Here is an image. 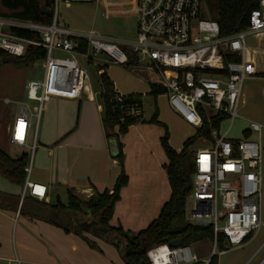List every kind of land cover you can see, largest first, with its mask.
<instances>
[{
	"label": "built area",
	"instance_id": "2783aa9c",
	"mask_svg": "<svg viewBox=\"0 0 264 264\" xmlns=\"http://www.w3.org/2000/svg\"><path fill=\"white\" fill-rule=\"evenodd\" d=\"M112 1L54 0L51 25L0 17V52L20 58L30 46L46 51L43 79L26 85L27 102L6 100V104L20 106L10 130L12 146L34 155L45 103L54 98H81L90 87L81 59L93 61L97 55L143 74L151 86L163 90L171 110L197 132L204 133L205 121L212 118L230 120L232 129L245 81L264 80L258 69L259 56H264V0L250 13L247 28L231 36H223L219 24L204 17L202 0H116L114 5L129 6L127 14L137 21L136 41L128 44L96 31L82 34L59 25L61 5L103 4L108 15ZM16 30L37 34L40 39H26ZM124 97L119 93L117 99ZM124 114L143 116V102L142 107L137 102L130 104ZM228 132L222 135L220 129H211L209 138L201 139L205 146L195 152L196 172L186 200L185 222L213 229V256L220 235L231 246H243L262 226L264 125L251 123L250 135L244 140H231ZM26 173L24 193L44 200L46 186L30 181L32 166ZM147 257L151 264L211 261H201L191 246L183 245L157 246Z\"/></svg>",
	"mask_w": 264,
	"mask_h": 264
},
{
	"label": "crops",
	"instance_id": "0c3cea01",
	"mask_svg": "<svg viewBox=\"0 0 264 264\" xmlns=\"http://www.w3.org/2000/svg\"><path fill=\"white\" fill-rule=\"evenodd\" d=\"M123 11H127L126 7ZM96 95L90 84L78 100L54 98L44 105L42 131L34 152L35 174L30 181L46 186L47 196L40 200L46 204L58 200L66 203L68 190L87 201L95 191H112L120 175L118 161L114 159L104 130L103 108ZM147 127L135 126L134 129L150 152L148 162L152 160V163L149 170L136 169L127 156L125 170L129 183L121 191L110 222L112 227L134 233L146 230L159 217L172 194L164 168L167 157L156 154L157 144L155 151H149L152 148L147 147L143 137L146 134L159 140L162 133ZM88 191L90 193H85ZM24 192L25 187L11 184L0 175V193L20 198L17 209H0V264H126L121 252L105 242L103 231L89 218L64 215L53 217L54 223H50L22 215ZM12 202L6 205H13ZM76 229H81L83 236L94 242L100 251L92 249L75 233ZM199 259L206 260L205 257Z\"/></svg>",
	"mask_w": 264,
	"mask_h": 264
},
{
	"label": "trees",
	"instance_id": "16d2710c",
	"mask_svg": "<svg viewBox=\"0 0 264 264\" xmlns=\"http://www.w3.org/2000/svg\"><path fill=\"white\" fill-rule=\"evenodd\" d=\"M216 11L210 18L216 21L223 36H231L244 31L248 26L250 13L257 9L260 0H215ZM0 17L11 18L19 21L34 22L43 25H51L54 18V0H0ZM26 39L39 40L40 36L30 32L15 31ZM83 51L86 50L84 46ZM124 50H128L123 46ZM46 58V51L41 47L30 46L23 57H13L0 52V65L13 64L19 67H26L37 62H43ZM131 64L133 62H130ZM98 71V83L100 90V103L103 108V126L107 140H116L118 154L114 159L118 161L120 175L112 189L103 193L95 191L94 195L87 201L79 198L74 191H67V202L58 200L55 203L46 204L44 201L34 199L26 193L21 204V214L33 219H40L54 223L53 217H63L71 215L75 218L91 219L105 235V242L113 245L121 252L126 264H151L147 253L152 248L169 245L176 240H182L183 246H191L201 241L213 243L214 232L212 227L192 226L185 222L186 200L193 188V176L195 169L194 147L199 140L209 138L211 129H220V123L224 119L212 118L205 121L204 133L197 132L195 136L188 138L181 152H177L170 145V134L165 124L159 121V111L155 110L150 120H145L144 115L140 117H128L124 114L125 109L132 104L138 103L142 107V95H126L121 101L117 99L118 92L115 85L107 74L108 66L96 67ZM103 71V72H102ZM102 72V73H100ZM149 93L155 99L163 94V90L151 86ZM153 124L163 127L164 136L161 139L162 149L167 157V164L164 166L171 186V199L167 202L159 217L154 220L146 230L134 233L126 231L122 227H112L110 225L114 216L115 206L119 202L121 191L129 183V177L125 172V156L121 136L128 133L132 126L137 124ZM118 129V132H116ZM250 134L246 133L248 137ZM16 157L11 156L0 147V175L11 184L20 187L26 186L27 173L30 154L24 150ZM13 201V205L6 203ZM20 198L0 193V209H17ZM16 206V207H15ZM68 233L70 229L65 228ZM75 233L83 237L88 245L100 251L99 247L83 236L81 229H76ZM252 237L248 238L246 243ZM226 239L220 235L218 248L220 253L224 252ZM198 264H204L200 262ZM210 264H219V258L214 255Z\"/></svg>",
	"mask_w": 264,
	"mask_h": 264
},
{
	"label": "rangeland",
	"instance_id": "374dc122",
	"mask_svg": "<svg viewBox=\"0 0 264 264\" xmlns=\"http://www.w3.org/2000/svg\"><path fill=\"white\" fill-rule=\"evenodd\" d=\"M117 2L113 0L112 6L108 9L110 13L106 15V7L93 4H74L71 7L61 5L59 7V25L74 32L87 34L90 31H96L107 39L115 40L120 44H128L136 41L137 37V21L136 18L124 13L123 6L114 5ZM203 13L205 18H210L212 13L216 11L215 0H202ZM1 7V6H0ZM127 10L129 8L126 7ZM93 55V52H92ZM93 61L81 59L86 67L87 74L90 78V84L93 92L97 94L100 90L98 83V66H108L107 74L115 85L118 93L122 95H142L144 105V119L150 120L156 109L159 111V121L165 124L170 134V145L173 149L182 150L185 141L188 138L195 136L196 129L187 125L182 121L170 108L167 98L164 95H158L157 99L151 96L150 83L143 74H136L132 68L122 65L110 64L104 55H97ZM258 69L264 74V56H259ZM44 76V63L37 62L26 67H19L13 64L0 65V147L5 153L14 156L22 152L10 144V127L12 121L18 116L20 106L17 104H6V100L12 102H27L26 99V85L33 80H42ZM264 87L263 79H248L243 86L242 97L238 107V117L236 118L232 129H230L231 121L225 120L220 126V133L226 134L228 131V138L231 140H244L245 134L248 133L251 123H259L264 125V94L262 89ZM90 92V90H88ZM96 95L98 103L100 99ZM33 105V104H32ZM43 123H40L39 132L42 131ZM141 126L158 130L164 136L165 130L163 127L153 124H137ZM132 126L128 133L121 136L123 144V153L125 160L128 156L131 165L136 169L144 171L149 170L152 163L150 160V152L144 148L138 132ZM118 132V129H116ZM145 143L147 147H151L149 151L154 149L155 144L156 154L158 156L166 157L162 152L161 140L145 134ZM257 138V137H256ZM39 141V139H38ZM109 141V140H108ZM264 144V132H263ZM205 144L199 140L194 151L198 147H203ZM29 165L32 166V174H35L34 159L31 152ZM134 156L137 160L133 161ZM263 163H262V192H261V229L254 237L245 243L243 246H231L228 242L225 243L224 252L220 253V249H216V254L219 258V264H264V148H263ZM34 165V166H33ZM126 172V170H125ZM127 174V172H126ZM128 176V174H127ZM198 257H205L210 260L213 256V244L209 241H201L191 245Z\"/></svg>",
	"mask_w": 264,
	"mask_h": 264
},
{
	"label": "water",
	"instance_id": "95a60500",
	"mask_svg": "<svg viewBox=\"0 0 264 264\" xmlns=\"http://www.w3.org/2000/svg\"><path fill=\"white\" fill-rule=\"evenodd\" d=\"M110 146H111V151L113 153L114 156H116L118 154V147H117V143H116V140H110ZM19 154L16 153V157L18 156ZM85 193H90L89 191L88 192H85ZM85 201V200H83ZM182 246V240H176V241H173L170 243V247L172 248H178Z\"/></svg>",
	"mask_w": 264,
	"mask_h": 264
}]
</instances>
